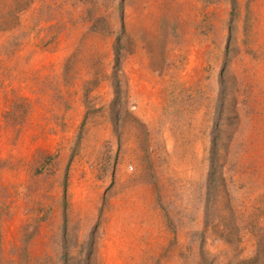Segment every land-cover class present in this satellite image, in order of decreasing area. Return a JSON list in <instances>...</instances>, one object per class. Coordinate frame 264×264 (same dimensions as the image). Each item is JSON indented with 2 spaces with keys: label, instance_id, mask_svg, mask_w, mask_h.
<instances>
[{
  "label": "rangeland",
  "instance_id": "374dc122",
  "mask_svg": "<svg viewBox=\"0 0 264 264\" xmlns=\"http://www.w3.org/2000/svg\"><path fill=\"white\" fill-rule=\"evenodd\" d=\"M0 264H264V0H0Z\"/></svg>",
  "mask_w": 264,
  "mask_h": 264
}]
</instances>
